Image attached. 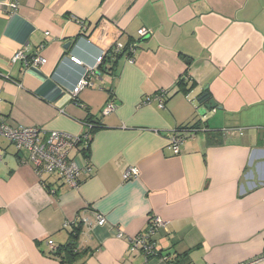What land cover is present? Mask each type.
Here are the masks:
<instances>
[{"label": "crops", "instance_id": "0c3cea01", "mask_svg": "<svg viewBox=\"0 0 264 264\" xmlns=\"http://www.w3.org/2000/svg\"><path fill=\"white\" fill-rule=\"evenodd\" d=\"M12 2L0 0V113L76 135L93 126L90 171L76 188L57 174L40 179L0 138V264H63L53 252L73 224L81 232L70 264H264V0ZM134 42L132 61L101 63L93 85L71 95L102 51ZM18 50L46 61L12 62ZM158 90L163 107L141 104ZM204 93L217 107L199 114ZM110 98L116 108L102 115ZM192 126L173 154L171 134ZM130 165L138 176L123 180ZM151 215L166 222L155 254L130 251L128 237Z\"/></svg>", "mask_w": 264, "mask_h": 264}, {"label": "built area", "instance_id": "2783aa9c", "mask_svg": "<svg viewBox=\"0 0 264 264\" xmlns=\"http://www.w3.org/2000/svg\"><path fill=\"white\" fill-rule=\"evenodd\" d=\"M20 0H13L9 3L8 8H16ZM84 26L81 33H85ZM139 35L145 36V30H139ZM112 50L115 53H121L129 61H132L134 54L137 50V43L126 44L116 43L112 48L102 51L96 58L94 66L86 67L82 76L76 82V85L71 90V95L75 96L79 90L86 86H92L91 79L95 74V68L100 65L108 52ZM23 61L25 66L28 65H41L45 63V58L41 55L33 56L28 59L24 55L23 50H18L11 57L12 62ZM70 60L74 63H80V60L75 56H70ZM167 92L158 90L154 93L152 98L146 97L142 99L141 104H146L151 100H156L159 107H163V99L166 97ZM116 108L112 98L108 99L101 110L102 115L111 113ZM93 124L86 125V130L80 134H69L63 131H49L37 125H21L10 124L6 117L0 113V138L6 139L14 149L20 153L27 154V161L32 165L36 175L42 179L45 174H57L61 180L69 187L76 188L80 181L82 174L86 171L89 172V164L83 168L80 166L76 159L72 158L70 153L72 150H78V147H88L90 144V129ZM198 128L192 127L189 130L179 129L175 130L168 139V148L173 154L180 152V147L188 136H192ZM224 131V130H223ZM78 153H81L78 151ZM3 154L0 153V160ZM138 176V168L130 165L122 172L123 180H129ZM82 224H87L88 220L81 217ZM94 224L105 225L107 223L105 217L99 213L94 215ZM90 224V222H89ZM88 224V225H89ZM159 229H166V222L155 215L147 218V222L143 231L137 233L132 237H128L129 250H140L145 255L155 254V234ZM124 235L121 231L117 230L116 237L122 238ZM49 247L54 249L51 243ZM249 264V263H240Z\"/></svg>", "mask_w": 264, "mask_h": 264}, {"label": "trees", "instance_id": "16d2710c", "mask_svg": "<svg viewBox=\"0 0 264 264\" xmlns=\"http://www.w3.org/2000/svg\"><path fill=\"white\" fill-rule=\"evenodd\" d=\"M121 56H123V54L115 53L112 50H110L108 52V54L106 55V57L103 59L102 63H104L106 61L111 62L110 59H113L114 61H112V63H115V61H116L115 59H118ZM114 65H112V68H113ZM179 84L182 85V81L181 80L179 81ZM192 127H190V128H192ZM179 129H181V130L182 129L189 130V128H187V127H178L175 130H179ZM89 145L86 148L83 147V146L82 147H78V151L81 152L82 155H85V159L87 160L88 164L90 163L89 159H87V157H88L87 153L89 152V149H90ZM176 154H178V153H176ZM80 183H81V181H80ZM74 225L75 224L71 225V231L69 232L68 241L65 244H63V245L58 246V248L53 252V255L58 257L60 262L63 263V264H70L71 260L77 254L76 245H77V238H78V236H79V234L81 232V225L80 224H78L77 226H74ZM143 230H141V231H143Z\"/></svg>", "mask_w": 264, "mask_h": 264}, {"label": "water", "instance_id": "95a60500", "mask_svg": "<svg viewBox=\"0 0 264 264\" xmlns=\"http://www.w3.org/2000/svg\"><path fill=\"white\" fill-rule=\"evenodd\" d=\"M82 35H87L86 33H81ZM72 42H66L63 47L64 49H69L72 46ZM197 102L200 105L198 113L202 114L206 112L209 109H214L217 107L216 102L213 99L209 98V95L207 93L202 94L200 97L197 98Z\"/></svg>", "mask_w": 264, "mask_h": 264}]
</instances>
